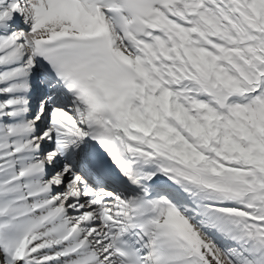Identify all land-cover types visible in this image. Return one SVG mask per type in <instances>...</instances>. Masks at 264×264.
I'll return each mask as SVG.
<instances>
[{
    "label": "snow or ice",
    "instance_id": "obj_1",
    "mask_svg": "<svg viewBox=\"0 0 264 264\" xmlns=\"http://www.w3.org/2000/svg\"><path fill=\"white\" fill-rule=\"evenodd\" d=\"M0 264H264V0H0Z\"/></svg>",
    "mask_w": 264,
    "mask_h": 264
}]
</instances>
